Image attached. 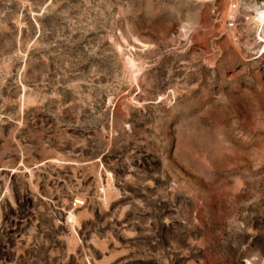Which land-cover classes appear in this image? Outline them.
<instances>
[{"label":"rangeland","instance_id":"rangeland-1","mask_svg":"<svg viewBox=\"0 0 264 264\" xmlns=\"http://www.w3.org/2000/svg\"><path fill=\"white\" fill-rule=\"evenodd\" d=\"M263 8L0 0V264H264Z\"/></svg>","mask_w":264,"mask_h":264},{"label":"bare ground","instance_id":"bare-ground-1","mask_svg":"<svg viewBox=\"0 0 264 264\" xmlns=\"http://www.w3.org/2000/svg\"><path fill=\"white\" fill-rule=\"evenodd\" d=\"M256 22L260 26L264 24V8H263V10H261V11L258 12Z\"/></svg>","mask_w":264,"mask_h":264},{"label":"built area","instance_id":"built-area-1","mask_svg":"<svg viewBox=\"0 0 264 264\" xmlns=\"http://www.w3.org/2000/svg\"><path fill=\"white\" fill-rule=\"evenodd\" d=\"M76 204H81V202L80 201H77V203Z\"/></svg>","mask_w":264,"mask_h":264}]
</instances>
